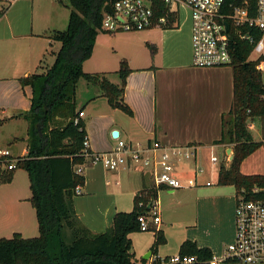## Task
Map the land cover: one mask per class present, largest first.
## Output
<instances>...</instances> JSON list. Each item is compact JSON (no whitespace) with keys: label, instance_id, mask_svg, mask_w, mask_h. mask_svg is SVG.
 Here are the masks:
<instances>
[{"label":"crops","instance_id":"0c3cea01","mask_svg":"<svg viewBox=\"0 0 264 264\" xmlns=\"http://www.w3.org/2000/svg\"><path fill=\"white\" fill-rule=\"evenodd\" d=\"M0 12V129L10 123L21 127V122L25 123L20 136H14L9 141H2L0 137V144L12 148L21 141L25 144L21 155L25 156L28 124L17 115L30 109L32 90L30 86H22L19 79L42 73L53 63L60 44L50 36L54 31L66 29L70 8L64 0H0ZM153 29L157 28L145 30L143 42L146 49L141 59L132 60L121 53L123 60H95L93 71L85 70L92 67V56L83 63L84 73L105 74L106 78L112 73L107 69L110 64L118 66L115 69L117 72L120 62L124 61L130 71L125 79L122 100L131 115L112 108L97 85L94 86L98 90L93 88V93L90 88L85 91L80 103L77 92L80 79L77 82L75 100L77 110L81 109L84 114L80 119L85 123L89 156L94 158L112 150L115 145V138L111 136L113 131L118 133L117 138L133 144L157 141L167 147L196 146L195 159L181 165L183 176L189 177L195 164L204 167L201 163L204 156L210 164V153L220 151L221 161L217 162L216 172L214 166L217 163L210 164L209 170L204 167L198 185L186 189L196 190L190 211L192 217L188 222L190 225H184V230H177L175 249L168 245L167 231L172 230V223L175 226V222H185L188 216V204L181 200L176 202L181 207L175 213L177 218L171 219L172 215L166 213L170 209L167 206L171 205L164 203V199L175 196V190L158 188L155 203L159 223L150 222L147 231L130 235L137 263L161 264L160 260L178 255L179 246L185 240L194 241L199 248L210 249L213 259L220 260L225 257V243L230 244L234 239L235 190L231 186L217 185V179V188L209 189L215 186L211 178L215 173L218 177L220 164L228 167L226 153L229 148L232 150L231 145L216 143L221 137L222 118L231 109L232 68L194 67L191 34L182 32L179 24L176 29ZM114 39L116 37L113 36L111 40ZM110 83L120 85V81L118 84ZM253 125L254 128L249 131L254 141L262 142V146L241 163L240 172L243 175L264 176V137L260 138V129L256 123L253 122ZM255 128H258L259 140L254 138ZM82 175L84 186L81 194L73 197L72 206L78 220L92 233L105 232L117 212L132 210L133 197L138 191L143 187H154L147 173L123 168L108 171L100 162L84 166ZM206 182L211 185L206 186ZM4 185L1 184L0 188ZM32 217L29 215L28 219H24L19 226L23 229L21 232L16 228L22 219L15 206L8 204L4 209L3 203H0V238H11L15 233L23 238H28L25 237L28 234L35 236L38 233L37 223L36 217ZM28 223L31 224L29 228ZM158 231L163 233L165 244L153 247L154 233ZM65 236L68 240L69 234ZM149 252L148 260H144Z\"/></svg>","mask_w":264,"mask_h":264},{"label":"trees","instance_id":"16d2710c","mask_svg":"<svg viewBox=\"0 0 264 264\" xmlns=\"http://www.w3.org/2000/svg\"><path fill=\"white\" fill-rule=\"evenodd\" d=\"M68 1L70 13L66 29L54 31L50 36L60 44L53 63L42 73L19 79L22 86H30L32 90L30 109L17 115L28 124L26 155L16 163L15 170L0 171V185L10 183L16 170L26 172L28 201L35 212L38 236L23 238L15 233L11 238H0V264H143L135 260L130 235L141 232L138 218L156 201L158 189L143 187L133 197L132 210L117 212L112 225L103 233L90 232L73 210L75 189L84 186V176L76 168L93 163L89 149L83 145L85 123L78 118L82 112L77 110L75 100L78 80L97 85L112 108L127 115L131 111L122 100L125 79L130 72L124 61L116 72L119 86L111 84L105 74H87L82 70L83 63L92 56L101 30L104 6L117 0ZM228 4L232 1L225 0V5ZM152 6L156 17L164 15L166 7L162 3L153 2ZM255 8L256 0H250L251 16ZM227 23L233 99L231 109L222 118L221 137L216 143L231 145L233 159L228 167L220 164L217 185L231 186L236 194H247L255 184L264 186V176L240 172L241 163L262 146V142L254 141L247 124L257 121L264 137V84L258 69L260 61L249 60L252 44L239 38L231 21ZM177 27L178 24L170 29ZM238 31L242 35L249 32L247 28ZM163 244V233L155 232L153 247ZM178 255L194 257L192 264H211L213 259L210 249L199 248L190 240L180 244ZM220 264L239 263L227 259Z\"/></svg>","mask_w":264,"mask_h":264},{"label":"built area","instance_id":"2783aa9c","mask_svg":"<svg viewBox=\"0 0 264 264\" xmlns=\"http://www.w3.org/2000/svg\"><path fill=\"white\" fill-rule=\"evenodd\" d=\"M117 0L108 5L111 13L103 8L101 30L114 34L118 32L135 33L151 28L167 30L176 26L183 10L188 12L191 21L192 65L198 68L229 66L231 62L229 26L231 21L235 33L242 40L252 44L254 60L259 66L264 64V0H256L254 16H251L250 0ZM162 3L166 7L164 15L156 17L152 3ZM227 24V27L225 26ZM247 28L248 34H239L238 29ZM258 36V37H257ZM264 99V97H263ZM84 116L79 112L78 118ZM253 129L252 122L247 124ZM110 152L96 155L93 162H100L106 170L120 168L147 173L156 189L170 190L195 188L204 169L195 164L189 177L183 176L181 165L195 159L196 146L167 147L157 141L149 144H133L115 138ZM84 147L88 143L85 139ZM24 156L15 155L8 145L0 144V171L15 170L16 163ZM228 158V157H227ZM211 165L218 159L211 152ZM84 166H77L76 172L82 174ZM206 186L211 183L206 182ZM81 194V187L75 189V196ZM156 201L148 205L146 214L138 218L141 231L149 229L150 222L158 224L160 219ZM225 257L212 259L211 264H220L227 259L239 264H264V186L255 184L245 194L235 193L234 239L225 247ZM194 257L172 256L160 260L161 264H192Z\"/></svg>","mask_w":264,"mask_h":264},{"label":"rangeland","instance_id":"374dc122","mask_svg":"<svg viewBox=\"0 0 264 264\" xmlns=\"http://www.w3.org/2000/svg\"><path fill=\"white\" fill-rule=\"evenodd\" d=\"M64 3H66L69 6V1L68 0H64ZM70 8V7H69ZM178 24H179V28L182 30V32L186 33V32H190L191 33V21L188 15V12L186 10H183L180 18L178 20ZM157 29H153V31H156ZM147 31H139V32H135V33H126V32H118V33H114V34H110V33H103L102 30H99L95 39V43H94V48H93V54H92V58L90 61V64H92V67H86L85 70L88 71H93V69H95V67H93V64L95 62V60H123L124 57L120 56L121 53H124V55H126L129 59H141L140 57H143L144 53L143 50L145 48V44L143 42V38L145 36V33ZM116 37V39H114L113 41L111 40L112 37ZM56 45L58 46L59 44L56 43ZM146 49V48H145ZM255 59V55L251 54L249 57V60H254ZM94 60V61H93ZM50 61V60H48ZM119 65V64H118ZM116 67L118 66H113V65H108L107 69H110L112 71V73H109L107 75V80L112 81L113 83H119V79L118 76L116 74ZM261 71V76H262V82H264V65L261 67L260 69ZM109 81V82H110ZM89 86V87H87ZM90 88V92L93 93V88H95L96 90H98L97 86L94 85H87V82L84 79H80L79 83H78V96H79V102L82 103V99L81 97H84L85 91L88 90ZM87 121V119H86ZM251 122V121H250ZM254 123H256V125L258 126V128L260 129V126L258 124L257 121H252ZM20 124V123H19ZM23 122H21V126H19L18 124H6L3 127H1L0 129V137L2 139V141H9L10 139H12L14 136H20V134L22 133L23 128ZM256 126V127H257ZM255 128V131H253L254 134V138H256V140H259V136L257 135V129ZM261 131V130H260ZM262 136V133H261ZM260 138H263L260 137ZM10 147V146H9ZM11 151L15 154V155H21V152L25 149V144L21 141H19L18 143H16L14 146H12V148L10 147ZM220 151L215 150L214 155L216 156V158L221 161V154L219 153ZM208 159L206 158V156L203 157V162L202 165L204 167H206V170H209V163L207 161ZM225 161V159L223 160ZM228 162V161H227ZM225 163V162H223ZM218 164L217 163L214 167H215V172L218 168ZM206 165V166H205ZM226 165H228V163H226ZM204 167H202L204 169ZM207 176V175H206ZM205 176V177H206ZM13 180H11L12 182L10 183H3L6 184L3 187L0 188V203H3L4 205V209L6 208V206L8 204H12V206L14 205L16 208V212L18 213V216L20 217V219H22V221H19L16 225L17 230L20 229L19 226L24 222V219H28L29 215H32L34 218V210L30 204V202L28 201L29 197H30V191H29V182H28V178H27V174L26 172L22 171V170H16L13 173ZM214 182V185L216 184V173L212 176L211 178ZM217 188L216 185L211 187V189H215ZM196 192V190H186V189H179V190H175V196L171 197V198H165L164 199V203L169 204L171 206H167L170 209L166 212L167 214H171V219H175L177 218V216L175 215V213L177 214L180 210L181 207L176 205V202L178 201H184L183 203L188 204V216L186 217L187 220H185V222H175V226L173 225L174 223H172V230H168L167 231V238H168V245L170 248L175 249L176 243H177V230L179 228H182V230H184L183 226L184 225H190L188 224V222H190V219L192 217L191 212L192 208H193V203H194V193ZM21 201V203H20ZM171 203V204H170ZM7 210V209H6ZM170 212V213H169ZM175 215V217L173 216ZM31 220V217H30ZM35 222V219H32ZM168 221L171 222V220L166 219ZM29 221V220H28ZM29 226H31L30 223L27 224V227L29 228ZM165 227V225L163 226V228ZM21 232H23V229H20ZM183 233V232H182ZM148 234V233H147ZM31 235V234H30ZM29 234L25 237H37L38 233L35 234V236H30ZM1 237V236H0ZM8 239V238H7ZM228 246V242L225 243L224 248Z\"/></svg>","mask_w":264,"mask_h":264},{"label":"water","instance_id":"95a60500","mask_svg":"<svg viewBox=\"0 0 264 264\" xmlns=\"http://www.w3.org/2000/svg\"><path fill=\"white\" fill-rule=\"evenodd\" d=\"M104 10L107 11V12H110L111 13V9L108 5L104 6ZM225 26L227 27V24H225ZM38 130H40V128L38 127ZM112 138H117L118 136V133L116 131H113L112 134H111ZM227 157H228V165L231 163L232 159H233V153H232V150L229 148L227 150V153H226ZM151 255V252L148 253V256L147 257H143L144 260H148L149 256Z\"/></svg>","mask_w":264,"mask_h":264}]
</instances>
